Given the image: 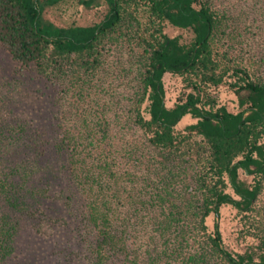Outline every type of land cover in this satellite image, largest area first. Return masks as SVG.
<instances>
[{"label":"trees","instance_id":"16d2710c","mask_svg":"<svg viewBox=\"0 0 264 264\" xmlns=\"http://www.w3.org/2000/svg\"><path fill=\"white\" fill-rule=\"evenodd\" d=\"M0 45L59 87L54 158L0 95V264L32 262L18 241L52 235L48 200L75 212L68 261L264 264V0H0ZM166 74L187 90L172 107ZM225 206L255 241L243 253L207 224Z\"/></svg>","mask_w":264,"mask_h":264},{"label":"rangeland","instance_id":"374dc122","mask_svg":"<svg viewBox=\"0 0 264 264\" xmlns=\"http://www.w3.org/2000/svg\"><path fill=\"white\" fill-rule=\"evenodd\" d=\"M102 3V2H101ZM78 9V13L76 11ZM104 12V6H98L93 10H82L80 7H71L67 12H59L58 10H51L47 14V18L65 25L73 20H78L83 23H92L100 19ZM81 18V19H80ZM164 85L166 89L165 102L167 106L172 107L177 101L184 98L183 95L187 92L184 88L181 79L178 77L166 74L164 77ZM59 87L46 79L43 75L36 71L26 68L21 64L15 62L9 52H7L0 45V95L4 98L2 105H16L18 106V114L23 117L29 118L32 121L34 130V137H38L39 143L44 144L49 153L45 154L49 158H54L51 146L54 142V124H55V111L58 104ZM219 101L222 104L229 106L231 109L237 107V99L226 88H220L217 91ZM196 122L190 115L182 118L177 125V129L184 130L186 126ZM243 180L250 182L252 177L246 175L241 171ZM228 192L233 194L231 189ZM46 203L48 214L54 218L62 219L57 225L53 227L51 236H38L24 232L20 242L22 249L28 248V251L22 252L26 256L32 258L29 264H83L79 261L76 253L75 256H70L68 261L67 254L70 252V244L75 241V227L77 226L74 218L71 217L75 214L73 211H68L63 202L59 204L53 203L51 200ZM241 215L231 208L225 206L221 209L219 218L213 216L207 219V224L211 230L214 229L218 223L219 230L221 231L224 244L232 251L243 253L248 248L255 246V241L246 238L241 234L242 223ZM74 229V230H73ZM82 254V252H81ZM48 256V260L44 259ZM44 259V260H43ZM60 261H62L60 263Z\"/></svg>","mask_w":264,"mask_h":264}]
</instances>
